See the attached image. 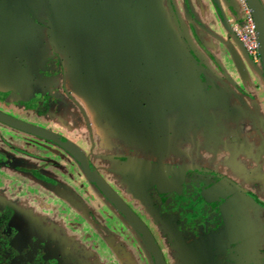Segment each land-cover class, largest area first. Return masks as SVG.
I'll use <instances>...</instances> for the list:
<instances>
[{
    "label": "rangeland",
    "instance_id": "rangeland-1",
    "mask_svg": "<svg viewBox=\"0 0 264 264\" xmlns=\"http://www.w3.org/2000/svg\"><path fill=\"white\" fill-rule=\"evenodd\" d=\"M175 1L173 0V3ZM217 1L222 3V0ZM139 2L142 3L140 0ZM2 3L10 4L12 8L0 4V111L45 129L52 125L58 127L54 133L61 134L75 143L87 155L89 162L97 168L100 177L147 223L168 264H185L186 256L194 258L195 251L187 245L183 230L174 226L182 215L181 212L173 211L171 215L173 218H166L163 215L165 202L155 191L147 189L150 183L145 185V180L140 176L141 167L135 162L136 159L147 158L151 163L177 166L179 169L191 167L193 168L190 170L191 173L199 176L194 178L196 182H202L203 177L209 179L210 183L226 178L228 184L246 185L247 192L264 202V105L262 106L264 91L258 92L252 87L253 84L250 85L251 78L256 75L257 79L260 78L257 82L261 83V87L264 85L260 63L255 67L244 56L241 63L247 73L240 74L241 82L232 83L230 78L225 79L214 94L205 92L212 98L219 97L218 94H228L225 99L232 105L231 111L226 112L228 116L221 104L216 105L215 98L211 103L203 95L198 96L194 85L191 88L186 83V87H182L180 84L182 71H178L176 77L172 79L166 74V70L161 69L165 71V75L161 79L156 78L157 75L162 76L157 73L160 71L156 70L158 66L170 61V51H175V55L182 58L180 53L182 49H169L172 36L167 25L170 24L172 27L174 18L167 7L168 1L147 0L144 9L147 7L155 11L152 14L144 11L140 16V22L139 19L138 22L132 19L135 24L130 23V19L119 22L117 20L118 33L110 39L116 46L115 53L123 59L126 57L124 49L127 47L135 55V48L138 49V46L149 47L151 42L154 45L150 47L154 50L153 61H162L151 64L147 72L144 71L140 75L131 72L132 75L126 76L124 81V85L127 83L132 88L134 97L147 107L138 105L134 110L137 105H132L127 113L119 112L120 118L118 116L99 119L95 115L100 109L93 108V104L92 106L87 104L88 115L80 114L81 121L74 118L70 121L72 114L66 113L67 105L72 103L70 91L65 86V70L56 59V52L49 48L47 52L46 48L39 45L38 55L30 50L32 46L26 53L21 51L17 47L22 37L19 34L23 31L25 35L30 33L29 13L24 10L23 0H13V3L11 0H2ZM52 3L56 6L49 8ZM184 3L185 5L188 3L187 6L193 11L201 8L208 16L206 18L210 20L208 21L210 26L203 24L205 30L197 27V36L207 49L200 50L199 55L201 54L200 56L207 62L209 56L213 55L220 65H229V61L236 57L235 42L226 28L218 23L217 13L213 9L216 6L214 1L185 0ZM64 4L70 10V0H43L38 4H28L37 15V19L33 21H37L36 26H39L43 36L48 38L46 32L49 28V17L57 19V29L63 28L62 21L65 23L69 19L70 11L64 12ZM231 5L234 17L243 20L241 2L232 0ZM180 16L179 19L182 20ZM8 21L14 23L19 31L6 32L3 25ZM89 23L91 22H84V25L88 26ZM65 31L67 34L70 33V19L65 24ZM51 32L55 35L54 29ZM11 33H15V36L12 37ZM12 38L13 49L8 43ZM158 44H163L164 47H158ZM22 47L25 48L24 42ZM236 47L238 50H235L236 53H241V47L237 45ZM32 55L35 57L34 61L29 59L28 62L26 57L33 58ZM236 61L235 59L234 63ZM83 66L86 68L87 64L83 62ZM237 72L240 73V70ZM70 80L69 78L70 85H73ZM146 85H149V91L144 87ZM246 87H249L251 100H246L247 98L242 95V92L246 94ZM78 91L82 92V89L79 88ZM259 101L260 110H256ZM211 105H214V108ZM215 106L218 110H215ZM149 124L154 125V131L149 128ZM132 131L134 132L131 133ZM141 131L147 134L138 133ZM7 144H12L18 149H10ZM1 146L6 148V150L3 148L5 153H8L6 151L9 149L16 158H22L25 162L38 166L40 173L56 179L60 186L72 187L74 191L72 194L68 192L63 200L60 198L61 201L58 200L54 209L50 210L51 215L47 216L49 206L46 207V201L55 194L64 195L65 190L56 189L53 194L52 186L41 179L23 176L12 169L2 167L3 173L14 179L9 180L0 173V194L1 192L2 195L8 194L10 190L9 203L18 208L17 215L20 216L24 229L29 231L28 235L31 231H36L40 225L43 232H35L40 239H51L54 235L59 239L53 237L56 241L69 243L72 259L65 260L66 264H124L125 255L135 264L144 260L143 244L136 243L131 238L132 235L137 236L136 230L128 221L123 220L121 213L100 193L73 156L51 141L0 122ZM127 154L135 159L124 160V157L128 158ZM201 171L206 175L200 174ZM223 187L221 189L224 190ZM232 191L231 187L225 186L222 193L226 195ZM237 199L241 202L245 200L243 197ZM237 199L234 198L238 201ZM5 202L4 197L0 198V205H4ZM87 204L90 209L93 208L91 211H99L98 221H105L107 225L106 232L100 233L101 238L106 241L107 248L100 245L90 247L85 244V239L88 240L86 236L91 237V233L84 227L87 223L90 226L95 225L91 219L81 221L83 216L75 211H84L82 213L86 214L85 211H90L86 207ZM234 208L238 211L236 206ZM84 231L86 236L83 235ZM235 235L236 250L242 257L246 255V248L253 244L255 246L264 244V209L259 207L255 210L250 219L244 221L242 227L237 228ZM93 255L96 257L90 258Z\"/></svg>",
    "mask_w": 264,
    "mask_h": 264
},
{
    "label": "crops",
    "instance_id": "crops-1",
    "mask_svg": "<svg viewBox=\"0 0 264 264\" xmlns=\"http://www.w3.org/2000/svg\"><path fill=\"white\" fill-rule=\"evenodd\" d=\"M40 1L43 0H23L24 10L28 11L25 7V4H38L40 3ZM140 1L142 3H140L139 0H70V10L65 7L66 4L63 5V8H65L64 12L70 11V33L67 34L65 31V24L68 23L69 19H67L65 23L62 21L63 28L59 27V29H57L58 22L54 17H49L48 19L49 28L46 32L48 38L45 35H42L39 26L37 25V27L36 23L31 20H29L30 24L28 27V31L30 32L29 35H25L24 31L21 32V34L17 32L19 36L24 37V40H22V37H20V39L18 38L19 43L24 42L26 44L25 48L21 49V51H23L24 53L29 51L27 48V43L30 42L33 43L30 44L32 46V49L30 50L34 51L36 55H38V45L42 48H46L47 52V48L56 52V59L58 60V62H60L63 70H65L64 82L65 86L70 91L69 96L71 97V104H73H70L71 106L68 104L69 106L67 105L66 107L67 115L72 114L70 121H72L73 118L74 120L79 119L81 121L80 114L82 116L83 114L84 116H87V104H89L90 106H92L93 104V108L97 107L100 109L96 112L97 115H95V117L99 119L106 117L117 118L118 116L120 118V113H127L132 105H137L134 110L138 108V105L141 107L145 106L142 101L134 97L135 93H133L132 88L128 86L127 83L124 85V81L126 80V76L131 74V72L140 75V73H143L144 71L149 69L151 64L160 63V61L162 60L153 61L154 55L152 51L154 50L150 48L152 42L150 43L151 45H149V47L144 46L140 48L138 46V49L135 48V55L131 53L130 48H125L124 54L126 57H124V59L126 60L115 53V50L117 51L116 46L110 42V39H113L112 37L115 35V33H118V29L116 27L117 20L119 22V20L130 19L129 22L134 23L132 22V19L134 21L137 20V22L139 19L140 22V16L142 15V13H144V11L145 13L150 14L155 11L152 8L147 7L144 9L147 0ZM167 1V7L170 12H172V18H174L172 27H170L169 23V25H167L173 41V44H171L172 41L169 43V49H182L180 51L182 58L177 57L175 55V51H170V61L158 66L156 70L160 71H158L157 73L161 74L162 76L157 75L156 78L161 79L165 75V71L163 70H166V74H168V76H171L172 79L176 77L178 71H182V80L180 82L182 87H186V83H188L187 85L191 88L192 85H194L193 87L198 92V96L203 95L205 98L209 99V102L213 103L215 97L212 98V96H208L205 92L214 94L216 90L220 88V84L224 83L223 81L225 79L230 78L232 83H236V81L241 82L240 74L247 73L245 67L241 63V60L244 59V56L246 57V59H248V61L251 62L253 66H259V63L260 65H262L261 60L260 62L256 63L247 55L243 47H241L234 36V28L240 26L242 24V20L241 18L237 19L236 16L234 17V9L231 5L232 0H222L221 4L218 3L217 0H211L214 1L216 5L215 7H213V9L217 13L218 23L226 28L227 32L231 35V37H233V40L235 42L234 56L236 57L229 61V65H225L226 67L220 65L213 55H208L210 57V63L207 62L203 56H200L201 54L199 55L200 50L206 51L207 49L204 48L202 40H200L199 36H197V27L205 30V26L203 24H210L208 23V21L210 20L206 18L208 16L205 15L204 12H202L201 8L193 11L190 7H188V3V6L185 5V0H176L175 3H173V0ZM11 2L13 3V0H11ZM55 3L50 4L49 8H54L56 6ZM0 4L5 7H11L10 4L7 5V3H2V0H0ZM173 12L175 13L174 16ZM178 15H181L180 18L182 20L179 19ZM88 21H90L91 23H89L88 26H85L84 22L88 23ZM3 26H8L9 32L19 31L16 29L14 23H11L9 21ZM53 29L55 35H52L51 30ZM209 29L211 30L212 28ZM37 30H39V32H37ZM66 34L67 36H65ZM152 37L153 36H151V40H153ZM236 45L240 46L242 49L241 53L239 52V54L236 53V51H238ZM152 46L154 47V45ZM158 47L162 48L164 47V45L158 44ZM85 50L87 51L85 52ZM26 58L32 61H34L35 59V57L29 58L28 56ZM178 58L180 60H178ZM235 59L237 60V64L234 63ZM83 62L87 64L86 68L85 66H83ZM41 65L45 66V64ZM239 70L240 73L237 72ZM262 74V79L264 80V70ZM69 78L72 80L73 85H70ZM251 81L252 82H250V85L253 84L252 87L255 88L256 91H264V85L263 87H261V83L257 82L260 81V78L257 79V75L251 78ZM144 87L148 88L149 91V85H146ZM154 87L156 88L155 85ZM79 88L82 89V92L78 91ZM111 89L114 91L112 92ZM244 89L245 88H243V90ZM245 92L246 94L242 92V95L247 98L246 100H251L252 97L249 96L251 94L249 92V87H246ZM227 95L228 94H218L219 97L215 98V101L217 103L216 105L221 104V106L225 108L224 112L226 115L228 114L226 112H230L232 107L229 101L225 99ZM257 104L258 105L256 107V110H260V101ZM263 105L264 95L262 97V106ZM211 106L214 108V105ZM146 107L147 106H145L144 108ZM215 110H218V107L215 106ZM115 113L116 116H114ZM151 115L153 116V112H151ZM57 128L58 127L52 125L48 129L54 132ZM149 128L154 131L153 124H149ZM133 132L134 131H132L131 133ZM138 133L147 134L143 131ZM236 139L238 140L239 137L237 136ZM130 159H135V157L128 156L127 160ZM139 159L147 160V158ZM121 161L124 162V160ZM69 188L70 194H72V192L74 191H72V187ZM52 193L54 194V191H52ZM67 194L68 192L66 191L64 193L65 196H58L55 194V196L52 197L51 200V207L57 205V202L63 200L64 197L66 198ZM243 195L244 194L240 195V197H243V199L249 201L250 206L255 205L256 202L250 196L244 197ZM60 198L61 200H59ZM237 198H239V196ZM250 206H248L249 209ZM86 207L90 211L93 209L89 208V204H87ZM82 212L84 213V211H78V214L83 216V220L81 221H88V216H86ZM96 212L98 211H94L93 214H95V217L98 219L99 212L97 213V215ZM90 227L93 228V226L90 225H87V228H84L88 232H90ZM83 235L86 236L85 231L83 232ZM88 240L85 241V244L86 242H89ZM246 255L248 257L247 262H243L242 264H264V244L257 246L253 244L251 247L246 248ZM92 257L96 256L93 255L90 258Z\"/></svg>",
    "mask_w": 264,
    "mask_h": 264
},
{
    "label": "flooded vegetation",
    "instance_id": "flooded-vegetation-1",
    "mask_svg": "<svg viewBox=\"0 0 264 264\" xmlns=\"http://www.w3.org/2000/svg\"><path fill=\"white\" fill-rule=\"evenodd\" d=\"M260 3L264 6V0H260ZM25 7L28 10L27 12H29V20H36L37 15L35 16L29 5L25 4ZM34 22L36 23L37 21ZM22 40H24V37H22ZM19 44L20 45L17 47L22 49L23 43ZM30 44L33 43H27L28 50L30 49ZM24 46H26L25 43ZM63 137L66 138L65 136ZM7 146L10 149H18L12 144H7ZM1 147L0 173H3L2 167L12 169L15 173L21 174L23 176L28 175L33 179H41L43 182L52 186V191L58 188L61 190L63 189L66 192H70L69 186H60V183H58L56 179L50 178L48 175L40 173L38 166L27 163L22 158H16L15 155L10 153L9 149L6 151L8 153H5L4 149L6 150V148L3 146ZM123 159L127 160V158ZM135 162H137L141 167L140 176L145 180V185L147 186V184L150 183V186H147L148 188H146L148 190L151 189L152 191H155L159 198L164 200L165 203L163 207V215L166 218H173L171 216L173 211H178L182 214L180 218L176 220V224L174 226L183 230L185 234L184 237L188 241L187 245H189L195 251L194 258L190 257L189 255L186 256L185 264H242L243 262H247V255H243L242 257L237 253L235 245L237 242L235 235L236 230L237 228H240L244 225V221L246 222L248 218L250 219V215L255 210H257L259 207L264 209V202H262L260 198L252 195L250 192H247L246 185L241 186L237 183L228 184V182H226V178L223 180L218 179L217 181L210 183L209 179L203 177L202 182H196V179L194 178L199 176L191 173L190 170L193 169L191 167H189V169L184 167L179 169L177 166L162 164L159 165L158 163H152L155 164V166H152L150 165L151 162L140 159H136ZM148 169L150 170L149 172L145 171ZM144 171L145 173H143ZM202 173L203 172L201 171L200 174ZM5 177H7L9 180L13 178H11L9 174H6ZM225 186L231 187L233 191L230 194L224 195L222 192L225 190ZM221 187H223L224 190L221 189ZM9 191L8 194L4 193L2 195V192L0 194V198L4 197L7 202H5L4 205H0V240L1 243H3L2 245L5 247V255L10 257L9 263L45 264L47 261H50L53 264H66L65 260L70 261L69 243L66 244V242L62 243L61 241H56L59 239H57L54 235L53 237L56 240L53 237H51L52 240L40 239L41 237L35 234V232H43V229L40 227V225L36 228V231H31L29 235L27 234L29 231L24 229V225L22 226L20 216L17 215L16 209L18 208L13 207L11 203H9L10 200H8V195L11 194ZM242 194H244V197L250 196L256 202L255 205L250 206L249 201L246 199L242 202L240 200H234V198L237 199V197H240ZM51 200L52 198L46 201V207L49 206L47 216H50L52 213L50 210L54 209V206L51 207ZM43 202L44 200L41 202V204ZM234 206L237 207L238 211L235 210ZM248 206H250V209ZM85 212V215L88 216V219H91V222L99 229V231L104 232L105 228L107 227V225H105L106 223H104L105 221H98L100 218L98 217L97 219L95 217V214H93L94 211ZM134 212L136 213V211ZM115 218V220H117V217ZM123 220L127 221L125 218ZM32 221L33 219L30 221V224ZM183 221H186V223L184 222V224ZM144 223L147 225L145 221ZM87 225L85 226L86 228ZM93 228H89L91 234H93ZM95 234H97L96 231ZM85 241L87 240L85 239ZM86 244L90 247H96L97 245H100L107 248V245L100 237H97L94 245H91V242H86ZM159 250H161V248Z\"/></svg>",
    "mask_w": 264,
    "mask_h": 264
},
{
    "label": "water",
    "instance_id": "water-1",
    "mask_svg": "<svg viewBox=\"0 0 264 264\" xmlns=\"http://www.w3.org/2000/svg\"><path fill=\"white\" fill-rule=\"evenodd\" d=\"M247 2L252 8L256 20L260 42L261 62L264 70V6L260 3V0H247ZM174 15L175 13L173 12V16ZM0 122L9 125L15 129L29 131L41 138L51 141L62 147L67 153L73 156L81 164L87 177L93 182V184L102 193V195L121 213V215L139 233L153 258L154 264H167L164 255L162 251L158 249L157 241L148 226L121 198V196L116 193L115 190L100 177V174L98 173L96 168L92 166V164L89 162L88 157L75 143L68 140L67 138H64L61 135L54 133L49 129L32 125L1 111Z\"/></svg>",
    "mask_w": 264,
    "mask_h": 264
},
{
    "label": "built area",
    "instance_id": "built-area-1",
    "mask_svg": "<svg viewBox=\"0 0 264 264\" xmlns=\"http://www.w3.org/2000/svg\"><path fill=\"white\" fill-rule=\"evenodd\" d=\"M242 5L244 18L242 24L234 28V36L241 44L247 55L256 63L260 62V42L253 10L247 0H239Z\"/></svg>",
    "mask_w": 264,
    "mask_h": 264
},
{
    "label": "trees",
    "instance_id": "trees-1",
    "mask_svg": "<svg viewBox=\"0 0 264 264\" xmlns=\"http://www.w3.org/2000/svg\"><path fill=\"white\" fill-rule=\"evenodd\" d=\"M5 28V30H6V32H9L8 30V26H5L4 27ZM11 36L13 37V36H15V33H14V35H13V33H11ZM9 43V46L10 47H12V49H13V45H12V43H13V38L12 39H10V42H8ZM28 62H29V60H27ZM31 61V60H30ZM147 163V162H146ZM150 165H152L153 166V164L152 163H150ZM155 166V165H154ZM101 193V192H100ZM102 194V193H101ZM113 206V205H112ZM114 207V206H113ZM75 212H77L78 213V211H75ZM123 218V217H122ZM124 219V218H123ZM1 222V221H0ZM106 230H107V227L105 228V230H104V232H106ZM95 231H96V233L97 234H95ZM93 234H91V237L90 236H88V241L89 242H91V245H94V243L96 242V239H97V237L99 238H101V235H100V233H101V231H99V229L95 226L94 228H93V232H92ZM136 233V237L134 236V235H132L131 236V238H132V240L134 241V242H136V243H138V242H141L142 244H143V246H144V250L142 251L143 252V255H144V260H141V261H137V264H154V262H153V259H152V257H151V255H150V253H149V251H148V248H147V246L145 245V243H144V241H143V239L141 238V236L139 235V233L136 231L135 232ZM87 238V237H86ZM105 243H106V241L103 239V238H101ZM3 243H1V240H0V264H10L9 263V256H7V255H5V251H4V246L2 245ZM158 249H160V247L158 246ZM123 250H124V248H123ZM145 254H146V256H145ZM125 255V254H124ZM121 258V257H120ZM72 258L70 257V260H71ZM125 259H126V262H124V264H135V262H132V259H128V256L127 255H125ZM45 264H53V263H51L50 261H47Z\"/></svg>",
    "mask_w": 264,
    "mask_h": 264
}]
</instances>
